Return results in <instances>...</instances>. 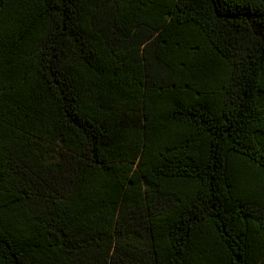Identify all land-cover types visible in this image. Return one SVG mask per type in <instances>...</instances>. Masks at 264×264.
I'll return each mask as SVG.
<instances>
[{
    "label": "trees",
    "instance_id": "obj_1",
    "mask_svg": "<svg viewBox=\"0 0 264 264\" xmlns=\"http://www.w3.org/2000/svg\"><path fill=\"white\" fill-rule=\"evenodd\" d=\"M0 264H264V0H0Z\"/></svg>",
    "mask_w": 264,
    "mask_h": 264
}]
</instances>
